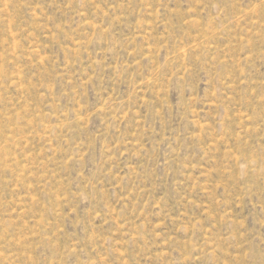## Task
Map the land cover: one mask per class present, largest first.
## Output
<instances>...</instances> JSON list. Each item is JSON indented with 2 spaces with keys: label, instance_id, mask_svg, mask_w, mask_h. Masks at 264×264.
<instances>
[{
  "label": "rangeland",
  "instance_id": "374dc122",
  "mask_svg": "<svg viewBox=\"0 0 264 264\" xmlns=\"http://www.w3.org/2000/svg\"><path fill=\"white\" fill-rule=\"evenodd\" d=\"M0 264H264V0H0Z\"/></svg>",
  "mask_w": 264,
  "mask_h": 264
}]
</instances>
